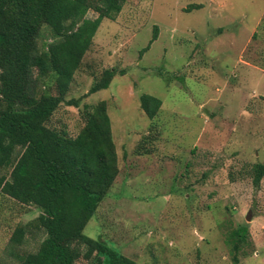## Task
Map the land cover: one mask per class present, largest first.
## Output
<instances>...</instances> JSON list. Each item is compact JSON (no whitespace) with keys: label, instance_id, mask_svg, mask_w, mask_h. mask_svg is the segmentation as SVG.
I'll return each mask as SVG.
<instances>
[{"label":"rangeland","instance_id":"rangeland-1","mask_svg":"<svg viewBox=\"0 0 264 264\" xmlns=\"http://www.w3.org/2000/svg\"><path fill=\"white\" fill-rule=\"evenodd\" d=\"M190 4L201 8L185 12ZM105 69L116 71L109 87L87 94ZM143 94L162 102L152 121ZM66 100L77 104H61L47 125L74 137L105 101L118 157L84 235L135 264H264V178L255 187L250 175L264 164V0H126L102 20ZM145 137L152 152L134 154ZM39 214L1 197L0 264L37 251L42 227L20 244L12 237ZM242 226L235 258L228 237Z\"/></svg>","mask_w":264,"mask_h":264},{"label":"trees","instance_id":"trees-1","mask_svg":"<svg viewBox=\"0 0 264 264\" xmlns=\"http://www.w3.org/2000/svg\"><path fill=\"white\" fill-rule=\"evenodd\" d=\"M126 0H0V200L10 198L40 211L17 226L20 244L29 227H42L45 238L21 264H135L100 238L83 234L87 222L119 173L116 147L105 101L85 111L76 136L47 124L66 100L75 73L103 19L115 20ZM190 4L185 12L200 9ZM157 27L140 55L157 39ZM115 69H105L87 94L109 87ZM140 108L154 120L160 99L143 94ZM150 138L134 154L152 152ZM252 183L264 178V164L250 168ZM246 226L229 235L234 257L245 243ZM84 250H83V249ZM83 250V251H82Z\"/></svg>","mask_w":264,"mask_h":264},{"label":"water","instance_id":"water-1","mask_svg":"<svg viewBox=\"0 0 264 264\" xmlns=\"http://www.w3.org/2000/svg\"><path fill=\"white\" fill-rule=\"evenodd\" d=\"M250 213H248L247 215H246V220L248 221L249 219H250V215H249Z\"/></svg>","mask_w":264,"mask_h":264}]
</instances>
